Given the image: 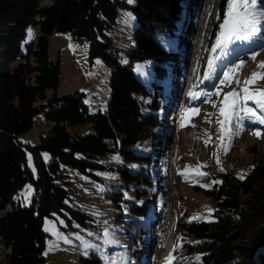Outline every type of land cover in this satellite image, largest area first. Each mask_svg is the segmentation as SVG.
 Returning <instances> with one entry per match:
<instances>
[{
    "label": "trees",
    "instance_id": "16d2710c",
    "mask_svg": "<svg viewBox=\"0 0 264 264\" xmlns=\"http://www.w3.org/2000/svg\"><path fill=\"white\" fill-rule=\"evenodd\" d=\"M216 2L219 19L209 24L198 72L225 8V0ZM201 7V0H134L131 4L127 0H0V264H51L44 260V216L60 215L68 225L70 220L82 226L93 224V218L70 200V182L59 165L95 180L93 170L103 168L98 159L107 152L119 155L117 178L132 193L129 197L119 187L105 188L117 209L112 218L123 223L130 264L137 262L146 206L136 201L151 194L158 177L149 165L156 159L155 152L136 147V142L145 145L155 139L163 92L171 98L176 75H182ZM120 8L129 9L135 18L127 47L118 46L108 32ZM182 14L188 20L181 33L177 26ZM28 24L38 30L34 39L24 41ZM52 32L67 33L83 43L89 63L98 57L105 64L103 108L90 112L84 91H55L59 62L57 57L49 59L46 49ZM172 41L181 42V52L171 46ZM145 58H152L153 75L143 84L132 66ZM165 71L174 75L168 92L162 85ZM162 101L167 109L169 99ZM36 113L51 121L50 126L25 142L19 135L27 132ZM246 148L251 165L243 176L230 169L219 171L215 180L219 183L204 190L214 203L208 218L188 219L183 208L174 217L179 233L174 244L179 247L174 250V245L170 253L176 260L264 264V150ZM24 183L32 187L29 201L15 204L12 194ZM77 262L102 264L92 250L78 256Z\"/></svg>",
    "mask_w": 264,
    "mask_h": 264
},
{
    "label": "rangeland",
    "instance_id": "374dc122",
    "mask_svg": "<svg viewBox=\"0 0 264 264\" xmlns=\"http://www.w3.org/2000/svg\"><path fill=\"white\" fill-rule=\"evenodd\" d=\"M48 1L41 0L42 3H48ZM216 1L201 0L202 7L197 12L196 21L193 25V44L191 50L188 51V58L182 68V75H176L174 81L177 88L176 90L173 89L171 98L167 93L163 92V99L165 101L169 99V106L166 110L163 107V99L160 101L159 111H161V115L157 119L158 126L154 130L155 139L152 140L153 142L148 141L145 145H143V141L136 142V147H142L145 151L151 150L155 152L156 159L149 165L154 178L158 177L159 179L157 178V183L151 187V194L143 196L136 201L144 204L146 208L145 213L141 217L145 223L144 237L140 240L139 253L137 254L138 260L134 264H165V258L171 252L179 235L174 228V217L181 210L180 208L185 210L184 213L188 219L194 216H198L203 220L208 218V211L211 210L214 203L204 193V190L208 189L213 181L216 180L217 172L230 169L234 175L241 178L242 174L251 165L250 155L246 147L251 145L261 151L264 150V125L248 120L243 122V127L239 134L231 136L230 139H225L223 142L224 147H221L222 141L219 139L220 124L217 122L223 119L219 115L220 101L223 100L224 93L238 87L235 79L230 85L221 86L220 95H202L197 100H191L187 95L190 90L213 93L214 86L218 83V79L214 78L213 81H205L197 89H193V85L197 83V73L202 76L203 69L206 66L207 58L200 70L201 72H198V64H200L202 57L201 51L205 44L204 41L209 36V24L217 17ZM261 4L264 5V2L262 1ZM126 12L132 15L129 9L120 8L118 10L114 19L115 23L108 31L112 38L117 41V45L121 47H127L130 44L131 28L135 24V20L125 23L124 13ZM182 17V22L177 26L181 33L184 31V26L188 20L186 14H182ZM222 19L223 13L219 23L222 22ZM29 29H31V36L28 34ZM218 29L219 24L217 31ZM37 30V26L28 24L26 30H24V41L34 39ZM215 38L216 34L213 42ZM170 44L173 48H177L178 51L182 50L183 45L181 42L172 41ZM46 49L48 58L57 57L59 62L58 81L54 87L55 91L57 93H65L75 89L84 91L83 101L87 104L90 112L97 108H103L107 94V74L104 70L106 66L102 60L94 57L92 62L89 63L86 59L85 45L77 40L75 41L67 33H50ZM253 53H255V58H253ZM210 54V51H208L207 57ZM176 59L173 61L175 65ZM239 61H243V66L235 73V78L240 80V87H243V81L252 72H264V69L257 68V64L260 61H264V29L250 41L236 42L230 45L227 55L222 56L217 61L219 66L217 71L222 75L225 68ZM138 65L143 66L142 72L137 71ZM152 66V58L138 60L133 63L132 72L145 84L153 75ZM167 72L165 71L162 79V85L166 92L170 90V80L174 76L172 74L169 75ZM249 87L250 90L264 89V78L258 79ZM49 91L47 89V93ZM248 104L252 106V102H248ZM188 108H198L199 112L198 114L184 113L183 110ZM170 111L172 115L177 114L173 120L169 119ZM182 113L183 120L181 119ZM33 119V124L27 129V132L19 135L25 142H32L35 137L45 133L51 123V121L37 113L33 115ZM182 123L185 126L182 127ZM193 127L195 131L190 136L189 131ZM229 127L231 131L236 130L235 123L230 124ZM83 128L86 129V124H83ZM257 129L261 132L259 137L253 134ZM43 156L46 160L48 159L45 153H43ZM113 157H117V159H113ZM98 162L103 165V168H95L93 170V173H96L97 176L95 180L84 173H80L76 168L67 167L64 164L59 165L60 171L66 173V177L70 182L68 190V195L71 196L70 200L93 218L91 220L93 224L82 226L79 222L70 220L68 225L60 215L44 216L41 220L42 229L46 236L44 260L49 261L51 264H78L77 257L84 256L85 250L81 241L76 239L74 235L76 233H79L85 241L103 248L104 253L110 259V264H130L132 261L131 257L128 256L126 236L122 233L123 223L121 220L112 218L116 214L117 209L112 207L110 198L105 194V188L108 190L110 187H119L120 190L123 189V193L126 196H132L131 191L123 188V184L117 178L115 165L120 163L119 155L114 152H107V154L99 157ZM30 164L28 157V165L30 166ZM129 165L133 166L132 164ZM186 166H188L187 169ZM110 167H113V169ZM197 171L207 175L196 176ZM26 186L31 185L24 183L21 188L12 194L15 204L17 202L20 204L25 203L26 197L27 202L29 201L30 197ZM147 220L149 224L146 222ZM46 221L53 222L55 225L54 229L46 231V228H50ZM61 221L63 223H60ZM105 229L111 234V238L118 241V243L103 244V232ZM55 232L62 233L71 243H66L64 239L58 238L54 234ZM89 232L94 233V235L89 236ZM95 253L101 259V253L97 251ZM101 261L102 264H105L102 259ZM172 264L199 263L195 259H174Z\"/></svg>",
    "mask_w": 264,
    "mask_h": 264
},
{
    "label": "snow or ice",
    "instance_id": "6c2138e0",
    "mask_svg": "<svg viewBox=\"0 0 264 264\" xmlns=\"http://www.w3.org/2000/svg\"><path fill=\"white\" fill-rule=\"evenodd\" d=\"M134 0H128V3H133ZM125 23H130L135 18L131 13H124ZM219 19V13L217 14ZM264 26V5L261 4V0H225V10L223 12L222 22L219 23V29L216 32L215 41L211 44L210 55L207 57L206 66L203 69V75L197 73V83L193 85V89H197L200 84L205 81H213L214 78L218 79V83L214 86L213 93H204L202 91L190 90L187 94L191 100H197L202 95H220L222 88L221 86L230 85L235 79V83L238 85L232 91L224 93V98L220 101L221 107L219 108V115L223 118L217 122L220 124L219 139L222 141L221 147H224L223 142L225 139H230L231 136L238 135L239 131L242 130L243 122L245 120L252 121L253 123L264 125V89H254L250 90V85L254 84L258 79L264 78V72L254 71L251 75L243 81V87H240V80L235 78V73L243 66V61H239L227 67L223 70L222 75L217 71L218 65L217 61L221 59L222 56L227 55L230 45L236 42H246L250 41L254 36L261 31V27ZM29 36H31V29L28 30ZM253 58H255V53H253ZM257 68L264 69V61H260L257 64ZM143 66L138 65L137 71L142 72ZM243 93V95H241ZM211 102V101H206ZM248 102H252V106H249ZM184 113L191 112L198 114V108H188L183 110ZM183 120V113L181 116ZM235 123L236 130H230V124ZM181 126H185L183 123ZM254 135L259 137L261 132L257 129L253 132ZM207 143V141H206ZM117 159V157H113ZM31 157L29 156V162ZM219 163V161H217ZM199 167V166H198ZM188 166H186V169ZM183 174V173H182ZM207 175L206 173L196 172V176ZM213 183H219V181H213ZM28 189V195H31V186H26ZM207 187V186H205ZM102 190V189H101ZM25 203H27V197L25 198ZM211 211V210H209ZM200 217L194 216L190 219H199ZM50 225V228L45 230L54 229L55 225L53 222L46 221ZM60 223H63L62 221ZM60 239H64L66 243H71L67 237L63 236L62 233L55 232ZM76 239L80 240L82 247L84 248V255L88 254V250L92 249L101 253V259L105 264H110V259L104 253L103 248L99 245L92 244L85 241L79 233L74 234ZM89 236H93L94 233L89 232ZM111 238V234L107 229L103 232V244H116ZM179 245L174 246L178 248ZM175 257L172 253L165 258V264H172Z\"/></svg>",
    "mask_w": 264,
    "mask_h": 264
},
{
    "label": "built area",
    "instance_id": "2783aa9c",
    "mask_svg": "<svg viewBox=\"0 0 264 264\" xmlns=\"http://www.w3.org/2000/svg\"><path fill=\"white\" fill-rule=\"evenodd\" d=\"M169 116H170V118L172 117V115H171V114H170ZM189 130H190V129H189ZM194 131H195V129H194V127H193V129H191V130L189 131V132H190V134H191L190 136H192V134H194Z\"/></svg>",
    "mask_w": 264,
    "mask_h": 264
},
{
    "label": "crops",
    "instance_id": "0c3cea01",
    "mask_svg": "<svg viewBox=\"0 0 264 264\" xmlns=\"http://www.w3.org/2000/svg\"><path fill=\"white\" fill-rule=\"evenodd\" d=\"M104 70H105V68H104ZM106 71V70H105ZM106 101V100H105ZM105 106V105H104Z\"/></svg>",
    "mask_w": 264,
    "mask_h": 264
}]
</instances>
